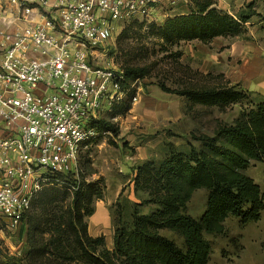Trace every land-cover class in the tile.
I'll list each match as a JSON object with an SVG mask.
<instances>
[{
    "label": "rangeland",
    "instance_id": "374dc122",
    "mask_svg": "<svg viewBox=\"0 0 264 264\" xmlns=\"http://www.w3.org/2000/svg\"><path fill=\"white\" fill-rule=\"evenodd\" d=\"M254 1L257 2L256 10L250 11L248 5L252 0H213L232 14L239 10L242 11L240 15L248 17L253 12L245 24V32L236 37L220 36L208 44L199 41L181 42L175 46L163 44L158 27L176 15L198 10V0H185L173 6L162 4L150 22L136 20L118 24L112 38L96 49L91 59L95 66L121 70L146 67L148 70L123 99L114 103L125 102L128 108L124 112L116 111L114 104L101 111L99 118L113 124L118 132L114 134L102 129L97 140L81 152L78 170L74 173L85 184L92 183L99 194L90 205L94 212L85 221L90 236H104V248L114 251L116 230L121 225L131 228L135 209L147 214L160 207L152 201L147 186L136 185L139 165L152 162L157 167L174 154L188 155L193 148L197 151L205 149L197 138L215 137L219 126L235 123L243 112L255 109L263 100L261 95L242 88L239 69L244 61L234 54L237 43L264 40L263 0ZM20 18V10L12 0H0V20H16L17 23ZM258 23L261 27L255 30L252 26ZM161 83L171 90L205 85L237 86L247 93L244 99L220 107L192 103L187 96L164 91ZM244 173L254 179L264 195V161L251 160ZM49 188L53 198L49 196L44 207L39 201L34 210L48 213L49 220L54 216V224H57V217L70 209L75 198L69 187ZM208 194V189L197 188L184 212L200 218L207 207ZM52 199L54 201L50 202ZM222 224L223 232L204 234L211 246L207 264H264V208L258 220L243 222L240 217L230 215ZM18 229L11 231L0 223V264H15L16 259L26 255L28 224L20 231ZM159 232L183 250L187 249L185 238L178 231L165 227ZM44 236L49 237L50 233ZM102 248L97 246V252Z\"/></svg>",
    "mask_w": 264,
    "mask_h": 264
},
{
    "label": "trees",
    "instance_id": "16d2710c",
    "mask_svg": "<svg viewBox=\"0 0 264 264\" xmlns=\"http://www.w3.org/2000/svg\"><path fill=\"white\" fill-rule=\"evenodd\" d=\"M197 6L196 12L176 15L157 28L163 44L175 46L189 41L208 44L216 37L245 32L249 17L218 10L213 0H198ZM124 73V87L129 88L132 82L144 78L148 70L146 67H126ZM160 87L187 96L192 103L220 107L244 99L247 93L237 86L205 85L171 90L161 83ZM262 98L255 109L243 112L235 123L219 126L215 137L197 138L205 149L197 151L193 148L188 155L174 154L157 167L152 162L137 167L136 185L147 186L152 201L160 207L147 214L135 209L131 228L123 225L117 228L112 252L104 248V236L94 238L88 233L85 218L94 212L90 205L99 197L94 185L80 181L73 172L60 174L61 181L44 187L23 217L18 230L28 224L29 249L23 258L15 260V264H207L211 246L205 233L223 232L222 223L230 215L240 217L243 222L258 220L264 208L260 186L244 173L251 160L264 161ZM113 107L118 112L128 108L125 102ZM96 125L101 130L118 132L117 127L102 119L97 120ZM60 185L79 188L73 191L75 199L70 209L57 217V224H54V216L49 220L48 213L34 209L40 202V206H46L49 196L53 198L49 187ZM197 188L209 191L207 207L200 218L184 212ZM165 227L183 235L186 250L159 232ZM47 232L49 237L44 236ZM97 246L103 247L100 252H97Z\"/></svg>",
    "mask_w": 264,
    "mask_h": 264
},
{
    "label": "built area",
    "instance_id": "2783aa9c",
    "mask_svg": "<svg viewBox=\"0 0 264 264\" xmlns=\"http://www.w3.org/2000/svg\"><path fill=\"white\" fill-rule=\"evenodd\" d=\"M12 2L22 18L0 20V223L14 231L44 187L77 172L102 133L101 111L136 84L124 87V70L95 66L96 49L118 24L150 22L162 4L185 0Z\"/></svg>",
    "mask_w": 264,
    "mask_h": 264
},
{
    "label": "crops",
    "instance_id": "0c3cea01",
    "mask_svg": "<svg viewBox=\"0 0 264 264\" xmlns=\"http://www.w3.org/2000/svg\"><path fill=\"white\" fill-rule=\"evenodd\" d=\"M262 4H263V8L261 13L263 14V18H264V0ZM248 6L250 7L249 9L250 11L252 9L256 10L257 2L252 0V2H249ZM214 7H216L218 10L227 12L234 16H237L242 12V11L238 12L239 10H235L234 14H232L229 10H225L221 8L220 4L219 5L214 4ZM181 13H184V11ZM252 13L253 12H250V14L248 15L249 21L252 17ZM259 24L260 23L255 24L252 27L255 30L260 29L261 26H259ZM234 54L237 57L242 58V60L244 61L241 67L242 69L241 70L239 69V79H241L242 88L253 94L261 95L264 97V40L262 41L261 39L260 42L247 40L246 42L240 44L237 43L234 46ZM243 68L245 69V71H243Z\"/></svg>",
    "mask_w": 264,
    "mask_h": 264
}]
</instances>
